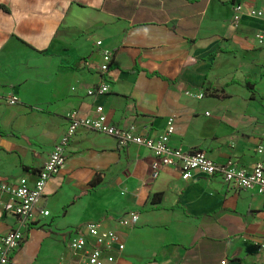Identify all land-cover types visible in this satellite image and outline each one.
<instances>
[{"label":"crops","instance_id":"1","mask_svg":"<svg viewBox=\"0 0 264 264\" xmlns=\"http://www.w3.org/2000/svg\"><path fill=\"white\" fill-rule=\"evenodd\" d=\"M236 3L245 11L234 26ZM252 8L264 0H0V182L34 183L68 118L97 105L152 139L174 115L170 146L251 170L264 140V22ZM102 48L112 51L104 75ZM103 81L107 93L88 94ZM65 152L39 203L49 214L29 223L14 263L81 262L69 238L100 221L123 244L102 264H264V195L219 174L185 181L145 147L84 128ZM128 213L136 225L120 226ZM11 228L0 193V235Z\"/></svg>","mask_w":264,"mask_h":264},{"label":"built area","instance_id":"2","mask_svg":"<svg viewBox=\"0 0 264 264\" xmlns=\"http://www.w3.org/2000/svg\"><path fill=\"white\" fill-rule=\"evenodd\" d=\"M235 26L242 13L245 11L241 3L233 5ZM250 17L264 22V10L247 9ZM259 43L263 40L262 34H257ZM98 46L101 41H97ZM112 61V51L108 48L101 50V62L97 66L100 75L108 72ZM109 91L108 84L103 81L98 86L89 89L88 94H105ZM190 95V92H186ZM198 94L197 97H201ZM9 104H15L17 96L11 95L7 99ZM84 128L99 134L113 138L120 147L130 144L141 145L151 151L158 166H171L179 169L181 178L185 181L193 179L197 173L204 176L219 174L224 182L235 188L246 189L264 195V140L255 147V153L259 160L251 170L239 168L232 160L224 163H217L208 158L202 151L187 152L180 147H172L168 144L170 135L175 129V116L167 118L164 132L157 138L142 137L137 134L133 127L123 128L110 124L101 105H97L93 110V115L82 116L77 113L70 116L64 133L54 145L47 160L38 171L36 180L30 184L25 178H21L16 183L0 182V193L8 196L13 203V210L16 216V228H11L0 235V264H16L11 260V256L24 240V231L29 223L39 216H47L49 211L39 206L43 195L44 187L50 177L56 175L67 159L65 146L69 138L79 129ZM138 221L136 213H128L121 216L117 223L122 227H133ZM85 234L78 233L69 238L68 245L70 255L74 259L82 255L86 257L81 262L58 261L56 264H102L104 259L112 261L114 257L105 252L112 249L117 244L118 249L123 248V244L117 242L115 231L105 228L100 221L89 222L84 226ZM259 248H264V244H256ZM105 253V255H104Z\"/></svg>","mask_w":264,"mask_h":264},{"label":"trees","instance_id":"3","mask_svg":"<svg viewBox=\"0 0 264 264\" xmlns=\"http://www.w3.org/2000/svg\"><path fill=\"white\" fill-rule=\"evenodd\" d=\"M2 8H4L3 6H2ZM5 9V8H4Z\"/></svg>","mask_w":264,"mask_h":264}]
</instances>
